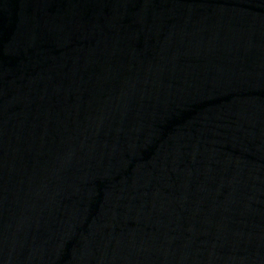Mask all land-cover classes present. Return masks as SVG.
<instances>
[{"label": "water", "instance_id": "1", "mask_svg": "<svg viewBox=\"0 0 264 264\" xmlns=\"http://www.w3.org/2000/svg\"><path fill=\"white\" fill-rule=\"evenodd\" d=\"M0 264H264V0H0Z\"/></svg>", "mask_w": 264, "mask_h": 264}]
</instances>
